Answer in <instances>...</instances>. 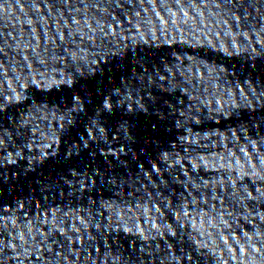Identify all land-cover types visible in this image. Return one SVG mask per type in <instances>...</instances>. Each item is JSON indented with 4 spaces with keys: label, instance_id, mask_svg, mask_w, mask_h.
<instances>
[{
    "label": "snow or ice",
    "instance_id": "6c2138e0",
    "mask_svg": "<svg viewBox=\"0 0 264 264\" xmlns=\"http://www.w3.org/2000/svg\"><path fill=\"white\" fill-rule=\"evenodd\" d=\"M262 162H264V161H262Z\"/></svg>",
    "mask_w": 264,
    "mask_h": 264
}]
</instances>
